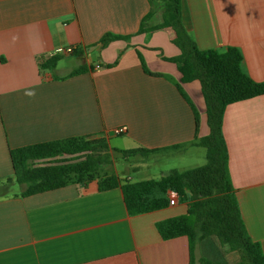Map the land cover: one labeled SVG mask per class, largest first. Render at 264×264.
Here are the masks:
<instances>
[{"label": "crops", "instance_id": "crops-1", "mask_svg": "<svg viewBox=\"0 0 264 264\" xmlns=\"http://www.w3.org/2000/svg\"><path fill=\"white\" fill-rule=\"evenodd\" d=\"M182 18L200 50L237 48L245 74L264 82V0H182ZM163 22V4L154 0H0V184L15 175L11 150L70 138L155 150L158 164L206 159L194 144L192 107L174 82L143 67L142 60L152 73L181 80L167 61L181 55L175 32L155 29ZM107 34L129 38L101 46ZM68 47L75 53L62 60L75 58L74 65L42 70L41 58ZM81 66L87 72L68 77ZM183 87L200 113L199 137H206L201 85ZM121 127L127 132L115 135ZM223 135L242 218L264 252V95L229 105ZM114 172L119 176L116 164ZM187 210L178 200L145 213L121 188L102 192L98 181L12 194L0 198V264H201L187 237L165 240L157 228Z\"/></svg>", "mask_w": 264, "mask_h": 264}, {"label": "trees", "instance_id": "trees-1", "mask_svg": "<svg viewBox=\"0 0 264 264\" xmlns=\"http://www.w3.org/2000/svg\"><path fill=\"white\" fill-rule=\"evenodd\" d=\"M153 3V2H152ZM164 22L155 29L171 28L174 43L181 55L167 59L177 65L181 80L164 74H154L142 60L147 74L165 77L174 82L183 98L192 107L196 119L195 145L206 149V164L187 171L172 170L159 180L131 182L107 171L114 164L111 151L128 160L141 156L150 158L157 151L137 148L110 149L104 139L70 138L11 150L15 175L0 184V198L8 197L15 183L23 187L20 197L49 192L77 182L84 185L98 181L102 192L121 188L128 203H138L143 212L150 213L169 207V192L178 194L179 201L188 206L187 213L157 224L162 238L170 240L185 236L195 252L198 244L215 237L221 245L242 255L241 264H264L261 244L252 240L241 215L229 169V155L223 135L224 113L236 102L264 95V82L257 83L245 74L243 56L237 48L224 51H202L185 28L182 18V0H164ZM152 12L141 25L146 27ZM129 37L107 34L99 42L105 46L112 40ZM64 57L55 55L39 60L44 71H51ZM86 66L74 70L68 77L87 72ZM198 81L207 107L208 136L200 138V113L184 90L183 85ZM201 264H213L209 256L200 258Z\"/></svg>", "mask_w": 264, "mask_h": 264}, {"label": "rangeland", "instance_id": "rangeland-1", "mask_svg": "<svg viewBox=\"0 0 264 264\" xmlns=\"http://www.w3.org/2000/svg\"><path fill=\"white\" fill-rule=\"evenodd\" d=\"M156 4H163L164 0H154ZM76 59L72 58L71 60L64 61L68 67L74 65L76 63ZM64 63V64H65ZM114 147H117L115 142L113 143ZM198 154L202 156V154L206 155L205 149L200 148L198 150ZM114 164L108 168L107 171H116L118 172L121 178H129L132 179L133 182H139L144 180H157L160 179L167 174H169L174 169H181V167L192 168L195 165H204L206 163V159L197 160L198 156L195 155L194 159H191L187 163H181L180 160H166L161 163H155L152 161V157L143 158L141 156L131 157L128 160L124 159L121 154L112 152ZM142 167L138 172L134 170V167ZM23 190V187L19 184L15 183L11 188V194H20ZM198 251L199 257L209 256L210 261L213 264H241L242 255L238 252H232L226 246L221 245L219 240L215 237L206 239L200 242L196 248Z\"/></svg>", "mask_w": 264, "mask_h": 264}, {"label": "built area", "instance_id": "built-area-1", "mask_svg": "<svg viewBox=\"0 0 264 264\" xmlns=\"http://www.w3.org/2000/svg\"><path fill=\"white\" fill-rule=\"evenodd\" d=\"M75 50H76V48H74V47H68V48H65V49L61 50L58 53V55H61V56H70V55H73L75 53ZM125 132H127V128L126 127H121V128H117L114 131V134L117 135V136H119V135L124 134ZM169 198H170V206H175L178 203L179 197H178V194L177 193H175V192H169Z\"/></svg>", "mask_w": 264, "mask_h": 264}, {"label": "clouds", "instance_id": "clouds-1", "mask_svg": "<svg viewBox=\"0 0 264 264\" xmlns=\"http://www.w3.org/2000/svg\"><path fill=\"white\" fill-rule=\"evenodd\" d=\"M29 95H32V93H29Z\"/></svg>", "mask_w": 264, "mask_h": 264}]
</instances>
